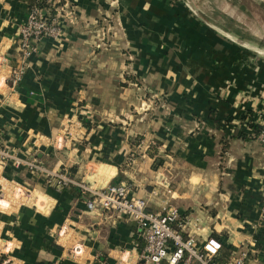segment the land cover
Here are the masks:
<instances>
[{"label":"crops","instance_id":"0c3cea01","mask_svg":"<svg viewBox=\"0 0 264 264\" xmlns=\"http://www.w3.org/2000/svg\"><path fill=\"white\" fill-rule=\"evenodd\" d=\"M35 1L0 0V142L76 183L59 189L0 159V264H143L137 224L88 209L79 185L119 183L151 210L178 207L198 242L250 248L248 264H264V231L252 228L264 207L253 127L264 120V60L185 0H44L66 12L62 32L23 59Z\"/></svg>","mask_w":264,"mask_h":264},{"label":"built area","instance_id":"2783aa9c","mask_svg":"<svg viewBox=\"0 0 264 264\" xmlns=\"http://www.w3.org/2000/svg\"><path fill=\"white\" fill-rule=\"evenodd\" d=\"M66 12L45 4L44 0H36L30 15L20 27L21 51L23 59L28 58L31 51L43 38H57L62 32ZM25 63V62H24ZM25 64L13 69L9 78L11 87L16 88L25 73ZM264 126V120H263ZM3 128L0 126V141ZM264 153V128L257 135ZM0 159L11 162L15 168L28 167L47 174V180L53 186L62 189L76 183L66 173L49 171L37 160H23L0 142ZM84 193L90 192L87 207L90 210L114 212L117 216L126 217L137 224L145 245L142 254L143 264H216L215 258L223 247V243L214 237H208L204 242H198L186 228L190 221L182 218L180 209L176 206H162L158 210L149 209L150 198H138L129 194L130 187L126 183L110 184L103 189H92L79 184ZM157 195L156 191H153ZM195 226V225H194ZM192 225V227H194ZM255 237L259 231H264V207L257 223L252 224ZM250 248H243L232 257L228 264H248Z\"/></svg>","mask_w":264,"mask_h":264},{"label":"rangeland","instance_id":"374dc122","mask_svg":"<svg viewBox=\"0 0 264 264\" xmlns=\"http://www.w3.org/2000/svg\"><path fill=\"white\" fill-rule=\"evenodd\" d=\"M185 1L194 16L209 20L216 33L227 35L226 38L240 47L248 58L264 60V0ZM230 11H238L240 16L231 17ZM141 100L142 107L136 108L137 112L130 113L131 116H137V119L143 115H140V109H147V94H144Z\"/></svg>","mask_w":264,"mask_h":264},{"label":"trees","instance_id":"16d2710c","mask_svg":"<svg viewBox=\"0 0 264 264\" xmlns=\"http://www.w3.org/2000/svg\"><path fill=\"white\" fill-rule=\"evenodd\" d=\"M253 127L257 128V131H258V134L263 130L264 126L262 125V128L261 126H258V125H253ZM159 165V164H158ZM216 234V233H214ZM216 237L219 238V235H215ZM225 250L222 249V252L220 254L217 255V257L215 258V263L216 264H225L228 259L230 261V259L234 256H236L238 253H239V249L238 247H235L234 245L232 244H226V243H223V247ZM221 255V256H220ZM226 261V262H225Z\"/></svg>","mask_w":264,"mask_h":264}]
</instances>
